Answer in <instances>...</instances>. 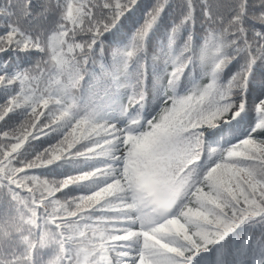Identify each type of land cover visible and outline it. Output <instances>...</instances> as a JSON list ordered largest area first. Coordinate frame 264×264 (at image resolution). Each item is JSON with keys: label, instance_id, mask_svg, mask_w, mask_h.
Here are the masks:
<instances>
[{"label": "snow or ice", "instance_id": "obj_1", "mask_svg": "<svg viewBox=\"0 0 264 264\" xmlns=\"http://www.w3.org/2000/svg\"><path fill=\"white\" fill-rule=\"evenodd\" d=\"M0 264H264V0H0Z\"/></svg>", "mask_w": 264, "mask_h": 264}, {"label": "trees", "instance_id": "obj_2", "mask_svg": "<svg viewBox=\"0 0 264 264\" xmlns=\"http://www.w3.org/2000/svg\"><path fill=\"white\" fill-rule=\"evenodd\" d=\"M169 2L170 3H172L173 4V6H175V4H176V0H169ZM159 41L157 40V41H154V43H158ZM152 53L151 52H149V55H151ZM106 56H107V60H108V62H110L111 61V51H109L108 53H106ZM149 86H151V85H149ZM76 95H79V92L77 91L76 93H75ZM153 105H155V100L154 99H151L150 100V104H149V111H151L152 110V106ZM59 171V170H58ZM49 178H51V177H49Z\"/></svg>", "mask_w": 264, "mask_h": 264}]
</instances>
